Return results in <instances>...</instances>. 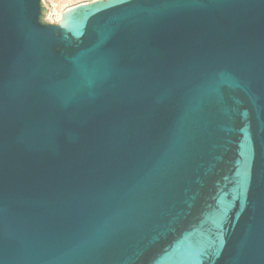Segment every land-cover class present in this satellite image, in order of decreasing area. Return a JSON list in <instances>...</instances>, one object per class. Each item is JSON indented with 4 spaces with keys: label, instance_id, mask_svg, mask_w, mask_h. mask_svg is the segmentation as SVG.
Here are the masks:
<instances>
[{
    "label": "water",
    "instance_id": "1",
    "mask_svg": "<svg viewBox=\"0 0 264 264\" xmlns=\"http://www.w3.org/2000/svg\"><path fill=\"white\" fill-rule=\"evenodd\" d=\"M0 0V264H264V0Z\"/></svg>",
    "mask_w": 264,
    "mask_h": 264
},
{
    "label": "rangeland",
    "instance_id": "2",
    "mask_svg": "<svg viewBox=\"0 0 264 264\" xmlns=\"http://www.w3.org/2000/svg\"><path fill=\"white\" fill-rule=\"evenodd\" d=\"M95 0H42L49 13L44 14V21L49 23H56L60 20L61 15L65 10L80 3H87Z\"/></svg>",
    "mask_w": 264,
    "mask_h": 264
},
{
    "label": "built area",
    "instance_id": "3",
    "mask_svg": "<svg viewBox=\"0 0 264 264\" xmlns=\"http://www.w3.org/2000/svg\"><path fill=\"white\" fill-rule=\"evenodd\" d=\"M47 11H48V13L50 12V10H49V9H47Z\"/></svg>",
    "mask_w": 264,
    "mask_h": 264
}]
</instances>
